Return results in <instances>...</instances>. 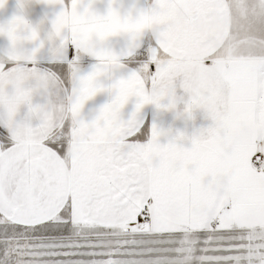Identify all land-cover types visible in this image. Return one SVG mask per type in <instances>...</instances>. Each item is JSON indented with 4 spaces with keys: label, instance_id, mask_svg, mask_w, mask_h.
<instances>
[{
    "label": "snow or ice",
    "instance_id": "obj_1",
    "mask_svg": "<svg viewBox=\"0 0 264 264\" xmlns=\"http://www.w3.org/2000/svg\"><path fill=\"white\" fill-rule=\"evenodd\" d=\"M0 264H264V0H17Z\"/></svg>",
    "mask_w": 264,
    "mask_h": 264
},
{
    "label": "crops",
    "instance_id": "obj_2",
    "mask_svg": "<svg viewBox=\"0 0 264 264\" xmlns=\"http://www.w3.org/2000/svg\"><path fill=\"white\" fill-rule=\"evenodd\" d=\"M16 4H17V0H9L7 8L3 12H0V19H6L10 17L13 14V12L16 10ZM40 12L41 9L39 6H37L33 14V19H35ZM176 15L178 20L180 21H185L188 18V13L185 12L184 10H177Z\"/></svg>",
    "mask_w": 264,
    "mask_h": 264
}]
</instances>
